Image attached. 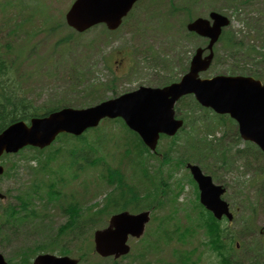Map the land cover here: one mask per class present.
<instances>
[{
    "label": "rangeland",
    "instance_id": "1",
    "mask_svg": "<svg viewBox=\"0 0 264 264\" xmlns=\"http://www.w3.org/2000/svg\"><path fill=\"white\" fill-rule=\"evenodd\" d=\"M248 1L251 2L250 5L237 7L235 2H232L228 6L223 0H145L135 8L127 23L119 31L116 30L107 34L101 26H98L93 31L81 36L76 34L70 40V43L64 46V44L59 43L60 40L71 35V31L65 29L67 27L64 24V15L74 0H38L36 9H27L21 13V18L26 22L25 30L13 36L7 35L6 30L9 22L13 19L9 18L11 13L8 12L7 17H1L0 15V23L3 24L0 38L3 44L5 41L8 42L12 54L11 57L22 56V60L17 62L16 66L13 65L14 73L21 79L24 89L27 90L30 99L33 100L36 106H42L47 104L49 100L55 99L57 92L61 91L62 87L66 85L65 78L70 75L72 70H90L93 72V77L90 78L92 82L101 84L106 82L108 75L103 65L106 64L107 60L111 62L114 60H106V57L117 46L119 49L126 51H130L129 48H131L135 51L133 53V60L138 63L141 71L136 69V74L133 78L123 76V78L118 80V84L114 82V90L117 91L107 92L105 96L109 97L116 92L118 94L124 91L128 92L138 85L147 84L154 87L158 83H162L163 79H169L170 81L179 79L182 71L187 68L194 49L198 45L203 44L202 40L193 39L185 32V22L189 17H193V19L197 17L206 18L210 11H216L228 16L231 14L229 30L234 31L236 34L240 33V38L245 46L254 45L256 50L260 51L263 42L259 40H261L263 26H260L261 28H254L256 26L254 20L257 18V11L264 14V0ZM170 5H173L178 11H172ZM187 12H190V15L187 16ZM170 27L172 30H169ZM172 32L179 34V36L171 34ZM218 47L217 50L219 51ZM140 51L143 53L138 54ZM149 51H152V53ZM152 55H156V62L158 64L154 62L155 59ZM219 55V60L214 63L204 76L225 75L233 63L237 64L235 65L237 69L238 67L255 68L252 65L246 66L235 60H228V55L224 54L223 51H220ZM234 56L239 57L237 54ZM240 58L241 60L244 59V57ZM163 60L168 61L170 67L164 68L161 62ZM111 62L108 63L110 64ZM144 67L146 68L144 69ZM77 104L78 101L76 100L73 105ZM196 115L198 114L196 113ZM115 128L116 130L118 129L117 127ZM222 132V129L216 132L214 134L215 138L219 137ZM120 135H123V132H120ZM210 139L214 138L210 137ZM224 143L228 147H233L234 145H238L240 148L243 147L242 142H237L232 132L227 133ZM167 145L168 142L162 140L160 143L161 150H164ZM122 149V140L116 136H112L106 138L105 146L101 149L100 153L109 164L118 163L117 167L122 169L129 182H136L135 175H133L134 165L125 160L124 156L126 153H122ZM229 155L232 156V153ZM210 159L211 161H208V164L216 171L219 181L226 182L227 193L224 199L230 204L233 214L236 213L234 221L230 224V228L234 232L240 230V225L244 223V220L253 218L254 213L252 210L255 208L257 212L254 216V225L252 227L263 228L264 198L262 196H264V192H255L252 188L250 185L252 174H246L245 176L242 174L245 170L241 166L242 163L238 162V159H236L237 161L233 168L225 170L220 169L219 164L214 167V162L219 161L218 156L210 157ZM12 160L15 161L14 164L17 166L15 172H12L9 167ZM66 162L65 159L58 161L55 163V166L65 167ZM132 162H135V160H132ZM4 163H6L7 173L4 177L0 178V194L8 196L9 199H6L5 202L0 200V208L5 204H17L12 197L26 190L31 180V175L26 169V162L21 157H9ZM150 163L151 169L158 166V161L155 159H151ZM31 166L35 167V162H32ZM170 166L175 176L172 175L173 178L169 179V185L173 186L179 180V186L176 190L164 191V196L166 197L165 205L168 210L162 208L153 212V215L158 218L153 217L152 222L150 221L147 225L145 234L149 231L150 235L153 231L155 235V233L164 230L168 226L176 228L178 226L177 219H167L165 218V214L168 213L177 218L178 213L182 214L184 213L183 209L187 210L190 207V202L194 196L190 187L192 184L189 182L190 178H187V172L185 173V170L179 164L173 163ZM165 170L166 168L162 169L163 172ZM13 173L16 175L13 176ZM97 173L98 170L88 169L81 177L69 180L71 174L65 172L62 175L64 181L57 185V189L59 188L65 196L74 194L79 199H81V196L87 197V205L90 207L95 204L101 207L105 202L106 197L104 196L107 195L106 192L109 190L103 186L102 180L97 177ZM157 177L160 178L159 173H157ZM56 178L59 179V177ZM144 179L146 186L149 187L150 180L147 177H144ZM46 183L45 179V183L40 185L41 191L46 189ZM150 196L151 202H157L155 196L151 194ZM32 200L30 208L42 215L47 214V216L35 221H31L32 219H30L29 221L31 222L28 221L29 223L25 224L23 230H16L14 227L10 228L9 226L8 228H4L9 229L7 231L9 234L6 235L9 242L8 244L5 243L0 250L5 258L13 257L18 248L34 246V240H37L38 237H41L45 233L47 235L50 234L64 222L65 217L58 208V200L52 203H45L44 198L39 199L37 196H33ZM41 200L42 202H40ZM178 202L185 203L179 204ZM257 236L258 232L255 236L251 235L244 239L241 238V240L245 241V244H248L255 241ZM153 238L154 236L151 237V239ZM86 239L89 240L88 238ZM156 241L165 246L163 251L149 249L146 254L142 252L143 245L139 244V241H133L130 254L132 255V260L130 263L128 259L124 260L122 264L170 263L172 261L171 257H169L171 248L167 245L184 246V243L178 240L177 237L172 241L171 239H156ZM74 244L70 243L67 245V248L71 249L72 253H76ZM201 252L203 251L201 250ZM137 253H141L144 259H137ZM235 257L240 258L241 253H237ZM210 260L211 257L202 255L200 262L201 264H206Z\"/></svg>",
    "mask_w": 264,
    "mask_h": 264
},
{
    "label": "water",
    "instance_id": "2",
    "mask_svg": "<svg viewBox=\"0 0 264 264\" xmlns=\"http://www.w3.org/2000/svg\"><path fill=\"white\" fill-rule=\"evenodd\" d=\"M84 1L88 4H83ZM133 1H116L103 8L99 3L78 0L66 15V20L78 31L96 22H104L109 28L116 27L119 21L115 20L120 12L125 11L127 2ZM87 10L92 11L95 22L89 21ZM112 10L117 14L115 19H111L107 12ZM211 18L214 19L212 29L201 20L190 25L189 29L201 35L213 34L212 43L217 37V26L227 22L221 17L212 15ZM206 67L207 65L203 66V69ZM197 69V66L193 67L194 71ZM187 92H193L201 105L211 107L216 113L229 114L238 122L241 138L254 142L264 153V86L252 79L217 77L208 81H198L192 75L183 84L171 86L163 91L143 89L135 94L105 102L93 109L64 110L46 118L33 119L29 127L23 122L12 124L0 133V155L3 152H16L26 145L44 147L61 132L80 135L86 128L95 126L103 117H122L130 129L136 131L145 144L154 149L157 133L166 132L172 135L181 125V122L173 121L170 108L175 99ZM189 168L200 191V203L217 219L225 215L230 220L232 216L227 211V205L220 200L224 190L213 186L211 179L204 177L197 167ZM147 222L148 213L135 216L125 212L112 217L109 227L94 235L96 252L102 257L114 255L118 258L125 255L129 250L125 246L127 236L140 237ZM0 264H5L1 256ZM34 264H76V261L41 256Z\"/></svg>",
    "mask_w": 264,
    "mask_h": 264
},
{
    "label": "trees",
    "instance_id": "3",
    "mask_svg": "<svg viewBox=\"0 0 264 264\" xmlns=\"http://www.w3.org/2000/svg\"><path fill=\"white\" fill-rule=\"evenodd\" d=\"M24 1L25 0H17L16 4H13L12 2L10 3L9 0H4L3 2L0 1L1 17H7V13L10 12L11 14L9 18H13L9 22L8 27L6 28L7 35L9 36H13L16 33L25 30L24 28L26 26V22L23 21L24 19L21 18V13L29 9V6L27 5V3H24ZM19 5L21 8L18 7ZM2 26L3 24L0 23V33H2ZM224 37L229 52H233L236 48L240 49L242 47L240 46L239 42L236 41L232 33H226ZM10 52V46H8V44L6 43L2 44L0 42V132L9 124L15 121L22 120L27 122L32 117L43 116L52 110H57L63 106H69L68 101H66L64 98L59 97L50 100L49 102H47V104H44L42 106L34 105L33 100L28 98L27 90L24 89L21 79L16 76L13 69V65L16 66L17 62H20L22 60V56L11 57L8 54ZM256 53L257 52L253 48H248L245 54L247 56H250L251 54L253 55ZM258 61L259 65H264V55H260V59ZM83 79V74L76 71L70 72L68 81H70L72 84L70 85V91H67L65 97H68L70 99L76 87L80 85H85ZM102 86H104L105 88L107 87V85H100L102 91L113 90L107 88V90H103ZM100 87L92 85L90 84V82L86 84L84 87V92H87L91 95L89 97H83L82 101H88L87 104L91 105L93 103L101 101V98L103 99V97L100 98ZM93 95L95 96V99L89 101L88 98H91V96ZM216 124L219 126H226L227 122L225 120L218 119ZM211 130V128H207L206 132H210ZM93 132L95 133V139L93 140V143L87 141L86 135H82L78 138H74L69 135H62L61 137L63 139L72 140L75 142L73 143L71 141H67L65 143V145H71L70 148L67 149L68 157L73 158L74 160L76 158L80 159L85 163H89V160L92 159L90 163H92L93 165L102 164V159L100 157H93L96 156L95 153L99 151L98 142L102 137V131H100L99 129H94ZM131 136L133 140L130 139L127 144L132 150L135 151V155L134 153H130L131 156L127 157L125 160H135V165L139 169L140 173L142 171V174L144 175L146 173V168L144 164L146 162V158L149 155V152L147 151V149H145V147L142 145V143L135 134H131ZM223 138L224 137L221 138L220 146L223 150H225V147L222 146ZM204 139L205 140L202 141L199 140V137H192L190 139L193 140L191 143L192 148L191 151H188V156L184 157L185 159H183V163L185 161H200V151L198 147H203L205 150L209 148L210 155H215V149H217L219 145H213L212 143H210L211 141L207 142L206 138ZM57 149L54 152H51V154L55 155V153L60 151ZM235 150V155L238 156L239 154L241 156H244V151L237 149ZM252 152L254 153L253 150ZM221 160L223 161V164L228 163L224 162L227 161L226 157L224 156L221 158ZM42 161L49 162L50 159L49 157L45 156ZM202 163L203 165L205 164L208 170H211L209 164L206 163V161H202ZM32 174L34 175V177L36 176L35 170H32ZM102 179L108 185L114 186L113 194L108 195V197L105 199L103 207L95 205L91 207L90 210H88V212L91 213L90 220L92 221L93 226L97 225V221H100L103 218L102 216H107V214H109L111 210H116L118 206H120L121 209H128V207L135 206V204H137L138 207L144 209L150 207L146 201L150 200V198L147 197V199H145L146 197L144 196H149L151 190L145 188L144 185L142 186V189L139 188L140 186H137V183L139 182L141 184L143 183V180L138 181L136 185H128L124 180L121 172H119L117 169L108 170L106 174L103 175ZM155 183V180H152L150 185L155 186ZM39 188L40 187L33 188L31 193H34V195L39 194ZM54 193L55 192H53L52 195H54ZM32 198L33 197L30 196V194H24L20 196L19 200H22V203L27 206L31 204ZM78 203L79 202L71 203L65 209L62 210V213L67 217V225L65 227L61 226L55 236L53 232L48 235L47 233H45L41 237H38L37 240H34V246L27 248H19V254H17V256H20L21 259H24V263L30 264V257L32 256V252L35 254L36 252H40L46 249H52L53 247L58 245L59 241L61 240V237L66 235L68 231L71 233L73 231L80 232L81 229L77 228L76 226L80 220L84 219V216L82 215V207L79 206ZM25 206L24 211L26 212ZM22 209H19V211L21 212ZM14 210L15 207L9 206L6 215V218L8 220H6L5 223L4 220L3 222L0 220V245H3L4 242L8 240L6 235L9 234L7 233L9 229L4 228H8V223L10 219L15 220V226L23 222L22 218L19 219L20 213L14 212ZM199 210V222L197 224L198 227L195 228V233H198L199 231L202 232L204 239L203 245L208 247V250L212 255L215 254L214 256L216 258V261L213 262V264H264V245H262L261 248L258 245H255L252 248L249 247L251 245L245 246L244 243H240V250L235 251V244H233V242L235 241V237L232 235L229 237V234L227 235V233L225 232V228L222 227L221 223L215 221L211 217V215L205 212L201 207H199ZM16 215L17 218H14L13 216L16 217ZM32 215L34 216V214ZM234 252L241 253V257L235 259L233 257ZM188 254L185 256L183 255V257L187 258Z\"/></svg>",
    "mask_w": 264,
    "mask_h": 264
}]
</instances>
